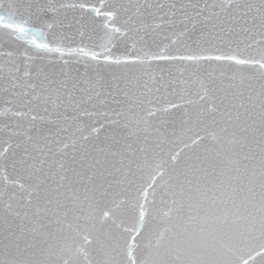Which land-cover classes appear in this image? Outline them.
Returning <instances> with one entry per match:
<instances>
[{
    "label": "snow or ice",
    "instance_id": "1",
    "mask_svg": "<svg viewBox=\"0 0 264 264\" xmlns=\"http://www.w3.org/2000/svg\"><path fill=\"white\" fill-rule=\"evenodd\" d=\"M0 264H264V0H0Z\"/></svg>",
    "mask_w": 264,
    "mask_h": 264
}]
</instances>
